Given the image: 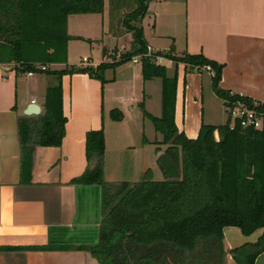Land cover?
Wrapping results in <instances>:
<instances>
[{"label":"crops","instance_id":"0c3cea01","mask_svg":"<svg viewBox=\"0 0 264 264\" xmlns=\"http://www.w3.org/2000/svg\"><path fill=\"white\" fill-rule=\"evenodd\" d=\"M109 1L112 14L114 0ZM153 1L151 15L146 14L141 24L148 46L176 56L202 53L224 64L221 89L264 103V0ZM108 11L105 0L102 13L70 15L68 32L80 39L69 40L67 63L49 67L96 68L129 51L131 40L116 36L125 29L123 24L121 28L119 23L117 28L106 26ZM74 41H80L82 48L91 43V49L97 48L100 54L89 58V64L83 62L86 55L81 64L73 63ZM163 65L169 75L178 74L175 121L180 131L197 138L202 123L228 122L225 100L214 90L206 67L186 71V64L170 59ZM37 75L55 77L19 73L14 63L0 62V264H97L84 247L99 241L103 187L72 183L88 168L86 135L104 129L107 182L135 183L147 169L157 170L158 155L167 144L161 143L162 134L144 111L161 116L162 79H144L142 63L133 61L105 69L104 83L88 72L65 74L63 143L36 146L31 171L24 177L18 118L26 116L31 103L40 105L41 114L49 87L44 81V91H36L33 79ZM113 109L122 111V120L111 118ZM153 174L154 180H162L155 179L157 171ZM263 232L260 228L245 235L238 226L224 227L225 264H239L232 250L256 243ZM255 264H264V251Z\"/></svg>","mask_w":264,"mask_h":264},{"label":"trees","instance_id":"16d2710c","mask_svg":"<svg viewBox=\"0 0 264 264\" xmlns=\"http://www.w3.org/2000/svg\"><path fill=\"white\" fill-rule=\"evenodd\" d=\"M135 1L134 10L122 20L127 31L133 33L129 51L96 68L72 65L52 69V63L67 62L69 40L80 39L68 32L69 16L102 13L105 0H0V62L14 63L19 73H45L58 81L47 88L41 114L18 118L22 176L28 177L31 171L36 146L63 143L67 117L62 77L88 72L104 83L105 69L141 54L144 79H162L161 116L146 110L144 113L162 134L161 143L167 144L157 158L164 179L154 180L152 170L147 169L135 183L107 182L104 129L89 131L88 168L72 183L103 187L104 217L99 241L84 249L92 250L100 264H225L224 227L238 226L245 235L264 228V129L239 125L232 129L228 120L222 125L202 123L197 138L180 131L175 121L177 71L169 75L165 65L144 56L148 45L141 20L149 0ZM158 53L176 64H186V71L210 66L213 87L220 98L251 103L247 96L220 88L224 64L202 53ZM111 118L122 120V111L113 109ZM240 248L248 249L242 260ZM240 248L232 250L237 262L255 264L264 251V232L256 243Z\"/></svg>","mask_w":264,"mask_h":264},{"label":"rangeland","instance_id":"374dc122","mask_svg":"<svg viewBox=\"0 0 264 264\" xmlns=\"http://www.w3.org/2000/svg\"><path fill=\"white\" fill-rule=\"evenodd\" d=\"M153 3H154L153 0H149V2H148V10L146 13L148 16L151 15L152 10L150 9V6H152ZM106 6H107V9L109 10L107 13L110 15L108 17L106 16L107 17L106 26H108L109 29H110V27L117 28V24L119 23L120 28H121L123 16H125L126 13L134 10V8L136 7V1L135 0H114L113 5H112V9H113L112 14H111V1L106 0ZM104 8H105V6H104ZM149 11H151V12H149ZM146 14H145V16H146ZM144 17L141 20V24L143 23ZM137 24H138V21H137ZM86 28H88V27L84 26V29H86ZM116 36L119 37L120 40H122V41L125 40V38H124L125 36L127 37V39L131 40V43L133 41V33L127 31L126 28L124 30H120L119 32H117ZM89 44L92 45L91 43H88L87 44L88 48H82L80 41H77V42L74 41L72 45H76V46L71 48V51H72L71 62L81 64L82 58L84 57V55H86L87 56L86 58L89 59V58H96L98 56V54H100V51H98L97 48L91 49ZM84 45H86V44H84ZM94 50H97V51L94 52ZM67 62H68V59H67ZM130 62H132V60H127L124 63H130ZM86 64H89V62ZM33 80H35L34 87H35L36 91H38V92L44 91V86H45L44 81H45V84H48V86L54 85L55 82L57 81V79L55 77L46 76V75H43V76L37 75ZM225 116L227 119H229L227 109L225 112ZM158 134L161 136L160 133H158ZM150 154L152 155L151 152H150ZM153 155H155L154 152H153ZM156 171H157V174L155 176V179H163L164 175H163V172L161 171L160 168H157V170L152 171V176L154 177L153 172H156ZM247 252H248L247 248H240L238 255H239L241 260L244 259Z\"/></svg>","mask_w":264,"mask_h":264},{"label":"built area","instance_id":"2783aa9c","mask_svg":"<svg viewBox=\"0 0 264 264\" xmlns=\"http://www.w3.org/2000/svg\"><path fill=\"white\" fill-rule=\"evenodd\" d=\"M147 58H150L153 62L159 65H163L165 59H169L162 54H159L157 51H154L152 47H147V52L144 55ZM143 55L139 54L134 56L131 60L133 62L142 63ZM171 60V59H170ZM84 63L88 62V58L83 59ZM42 69H45L46 66L39 65ZM211 73L212 76L214 72L211 70L210 66L206 67ZM29 75L34 74V72H28ZM241 97H245L243 94H239ZM226 109L229 116L230 127L234 129L237 125L243 128H255V129H264V103L252 100L251 103L246 102L243 99H227L225 100Z\"/></svg>","mask_w":264,"mask_h":264},{"label":"water","instance_id":"95a60500","mask_svg":"<svg viewBox=\"0 0 264 264\" xmlns=\"http://www.w3.org/2000/svg\"><path fill=\"white\" fill-rule=\"evenodd\" d=\"M40 112H41V107H40V105L37 104V103H31L30 105H28V107H27L26 110H25V114H26V115H38V114H40ZM88 254H89V255H90V254L93 255L92 252H88ZM93 256H94V255H93ZM97 264H100V262L98 261Z\"/></svg>","mask_w":264,"mask_h":264},{"label":"flooded vegetation","instance_id":"af4514ba","mask_svg":"<svg viewBox=\"0 0 264 264\" xmlns=\"http://www.w3.org/2000/svg\"><path fill=\"white\" fill-rule=\"evenodd\" d=\"M85 250V249H84ZM87 251H89V252H91L92 250H87ZM93 252V251H92ZM94 255V254H93ZM94 257L96 258V256L94 255ZM97 259V258H96ZM98 260V259H97Z\"/></svg>","mask_w":264,"mask_h":264}]
</instances>
